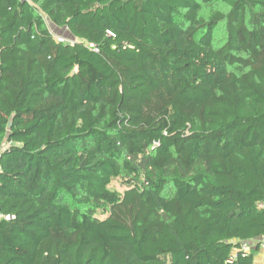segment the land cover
Instances as JSON below:
<instances>
[{
  "label": "trees",
  "instance_id": "1",
  "mask_svg": "<svg viewBox=\"0 0 264 264\" xmlns=\"http://www.w3.org/2000/svg\"><path fill=\"white\" fill-rule=\"evenodd\" d=\"M261 237L264 0H0V264H256Z\"/></svg>",
  "mask_w": 264,
  "mask_h": 264
},
{
  "label": "rangeland",
  "instance_id": "2",
  "mask_svg": "<svg viewBox=\"0 0 264 264\" xmlns=\"http://www.w3.org/2000/svg\"><path fill=\"white\" fill-rule=\"evenodd\" d=\"M46 21H47V24H48L51 32L53 33L54 37L57 40L69 41V42H73L75 40L73 35L71 34V32L67 28H60V27L56 26L55 24L52 23V21L48 17H46ZM218 34H221L223 36L222 30H220L218 32ZM218 40H220V39H218ZM110 188L113 190H117L119 192H123L125 190L126 186L123 184V181L121 178H115L112 181ZM97 211H98L97 216L99 218H105L107 216V213L102 208H99Z\"/></svg>",
  "mask_w": 264,
  "mask_h": 264
},
{
  "label": "built area",
  "instance_id": "3",
  "mask_svg": "<svg viewBox=\"0 0 264 264\" xmlns=\"http://www.w3.org/2000/svg\"><path fill=\"white\" fill-rule=\"evenodd\" d=\"M6 219H9V216H4ZM259 245L261 250H264V237H261L260 239H258L257 241L254 242H243L241 245V249L243 251H250V250H254L255 246Z\"/></svg>",
  "mask_w": 264,
  "mask_h": 264
},
{
  "label": "crops",
  "instance_id": "4",
  "mask_svg": "<svg viewBox=\"0 0 264 264\" xmlns=\"http://www.w3.org/2000/svg\"><path fill=\"white\" fill-rule=\"evenodd\" d=\"M255 263L264 264V250H261V248L255 251Z\"/></svg>",
  "mask_w": 264,
  "mask_h": 264
}]
</instances>
